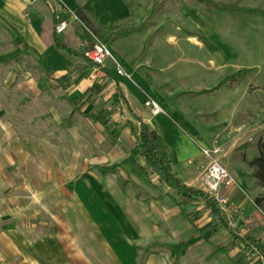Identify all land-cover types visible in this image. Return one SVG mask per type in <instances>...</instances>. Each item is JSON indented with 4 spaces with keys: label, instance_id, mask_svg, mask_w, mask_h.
Returning a JSON list of instances; mask_svg holds the SVG:
<instances>
[{
    "label": "crops",
    "instance_id": "1",
    "mask_svg": "<svg viewBox=\"0 0 264 264\" xmlns=\"http://www.w3.org/2000/svg\"><path fill=\"white\" fill-rule=\"evenodd\" d=\"M191 9L194 10L188 12V15L193 29L214 43L215 50L211 55L205 53L206 45L201 42H175L173 39V43L166 42L165 37L169 33L171 37L178 35L180 39L183 38V29L178 31L164 28L161 23L152 27V0H0V24L7 31L16 34L19 42L38 56L45 72H48L44 74V80L58 85L56 94L61 97L62 108L65 110L63 113L72 114L75 107L89 112L93 105L102 113L106 106L96 105L97 102H94L100 94L94 90L98 81L105 82L103 89L106 87L110 95L114 93L116 106L103 112L101 116H107V120L114 119L115 122L109 125V130L117 140L109 153L112 162L99 165L97 168L100 170L84 169L81 174L82 179L95 177L94 190L101 196L107 191L111 192L109 202L112 210L117 211L119 196L125 192L119 184V178L129 179V175L130 181L126 183L125 190L134 199L135 184L150 189L147 178H160L161 185L176 191L174 197L177 201L174 205L162 204L158 207L164 224H159L158 230L154 231L157 235L147 231L151 224L149 216L143 218L139 215L132 226L141 230H133L126 236L127 242H134L136 237L150 242L154 236H158L159 241L181 243L172 246L169 252L152 253L146 264L151 260L163 264L162 259L165 256L161 255L165 253L166 256L174 258L173 263L178 259L179 264H262L263 256L257 250L247 248L245 242L236 236L252 237L264 242V185L259 184L254 169L248 162L246 165L233 167L221 158L239 182V185H233L227 190L228 203L224 206L220 204L229 227L213 218L203 201L197 202L196 207L190 211H183L179 205L181 196L177 190L153 171L139 151L140 128L137 130L135 125L139 123L141 126V122H145L162 136L175 175L189 186L202 188L201 174L208 160L201 145L213 146L210 142L212 129L200 117L199 112L184 109L181 105L167 106L162 99L160 85L179 78V84L195 85L190 86L188 92L207 95L216 90H225L228 85L238 83L243 77L235 81L229 80L215 90L197 93L213 88L225 77L224 66L230 61V54H225L229 45L221 36L224 33L229 35L230 31L228 26L225 32L224 25H217L215 21L219 16L195 10V5ZM56 15L69 20V26L61 33L55 29ZM161 34L163 37L159 38ZM151 36L154 42L150 41ZM96 37L108 42L142 87L124 76L117 75L111 61H108L103 77L98 80L90 78L92 61L86 55L87 42ZM56 38L72 51L60 47ZM193 51L203 52L204 58L209 60L198 57ZM201 60L204 65L199 63ZM193 61L195 67L192 68L189 65ZM177 64L179 67L189 65L176 70ZM165 68L168 70L165 71ZM183 75L190 76L187 77V82ZM24 78L28 79L20 76H9L6 79L21 83ZM110 81L116 82L113 90L109 88ZM144 90L159 100L164 112L154 114L144 105ZM69 99L74 105L69 103ZM47 103L53 116L59 115L61 109L55 108V103L51 101ZM171 107H175L176 115L182 117L180 120L176 116L182 124L173 116L175 112H172ZM123 119L127 121L121 123ZM2 126L3 129L8 128L7 122ZM12 126L13 133L9 138L14 136V146L25 141L37 148L42 145L44 137L38 134L23 137L17 133L19 126ZM3 138L7 139L8 135L4 133L0 140L3 141ZM119 149L124 153L123 157L119 156ZM59 162L58 156L49 155L48 163H52V170L46 171L45 175L52 180V193L59 192L57 189L61 185L65 193L70 190L74 192L76 189L79 191L80 185L83 189L87 188L83 181L75 182L79 179L78 168H72L68 172L59 170L55 165ZM115 164L116 170H106V166ZM135 164L137 165L134 166ZM125 168L128 172L124 171ZM88 185L92 187L90 183ZM72 192L69 194L73 195ZM14 194L18 196L17 192ZM15 206H9L8 211H1L0 208V264H104L103 260L100 262L92 259L84 249L79 225L75 220L30 221L23 217L22 208ZM127 208L133 211L134 204ZM111 226L110 252L115 260L114 264H119V261L123 264H136L137 254L133 250L120 255L119 242L123 239L120 240L118 222L112 220ZM167 226L173 234L167 233ZM40 228L48 229L42 231Z\"/></svg>",
    "mask_w": 264,
    "mask_h": 264
},
{
    "label": "rangeland",
    "instance_id": "2",
    "mask_svg": "<svg viewBox=\"0 0 264 264\" xmlns=\"http://www.w3.org/2000/svg\"><path fill=\"white\" fill-rule=\"evenodd\" d=\"M192 5H195V10L219 16L215 22L217 25H224L225 32L228 29L226 26L229 27V35L224 33L221 36L229 45V50L225 54H230V61L225 63L223 76L243 67L248 68V71L238 83L207 95L188 92L190 86L195 85L179 84V78H170L171 80L160 85L162 99L167 106L181 105L184 109L199 112L200 117L212 129L210 132L212 145L222 146V151L220 154L216 153V156L233 167L246 165L258 152L256 153L255 144L243 147L244 142H254L258 134L264 131V0H152V27L161 23L164 28L178 31L183 29L181 31L183 38L180 39L178 35L171 37L169 33L165 37L166 42L173 43L172 39L175 42H201L206 45L205 53L211 55L215 50L214 43L193 29L189 20L188 12L194 10L191 9ZM216 5L221 8H215ZM160 37L162 38L163 34ZM92 40L87 42L88 45ZM150 41L154 42L153 36ZM192 53L198 57H205L203 52ZM194 62L183 67L187 68L189 65L193 68ZM199 63L204 65L202 60ZM177 65L176 70L183 69ZM44 74L48 72H45L38 56L20 43L16 34L7 31L0 24V139L4 133L8 135L7 139L0 140L1 211H8L9 206L16 205L15 208L18 206L22 208L23 217L30 221L75 220L79 225V235L83 240L84 249L92 259H98L100 262L103 260L104 264L115 263L110 252L112 220L118 222L120 240L123 239L119 242L120 255L133 250L137 254L136 264H146L148 256L152 253L169 252L172 246L180 245L181 243L159 241L158 236H154L150 242H144L137 237L134 242L126 241V236L133 230H141L132 226L139 215L143 218L149 216L151 224L147 231L157 235L154 231L158 230L159 224H164L158 207L162 204L172 206L176 203L177 199L174 197L176 191L161 185L160 178L156 180L147 178L149 190L135 184V199L125 190L131 176L129 175V179L119 178V184L125 192L119 196L117 211L112 210L110 206V191L101 196L94 190L95 177L82 179L84 169L100 170L97 168L99 165L112 162L109 153L117 140L109 130V125L115 122L114 119L107 120V116L102 118L101 116L103 112L116 106L114 93L110 95L106 87L103 89L105 82L98 81L94 90L100 94L94 102H97L96 105L106 106L102 113H99L100 110H96L94 105L89 112L80 111L75 107L72 114L63 113L65 110L62 108L61 97L56 94L58 85L44 80ZM9 76L28 79L24 78L21 83H16L7 80ZM187 77L183 75L186 82ZM136 82L141 86L139 81ZM144 93L148 92L144 90ZM50 101L55 103V108L61 109L59 115L55 117L47 106L49 105L47 102ZM68 101L74 105L72 100ZM174 108L171 107L172 112H175ZM173 116L182 120L176 112ZM126 121L127 119H123L121 123ZM6 122L8 128L3 129L2 125ZM13 124L19 126L20 130L17 133L23 137L30 134L44 137L42 145L37 148L25 141L14 146V136L9 138L13 133L11 129ZM135 127L139 130L140 124L136 123ZM118 142L120 145V141ZM123 154L119 149V156L123 157ZM49 155L59 157L60 162L55 164L59 170L68 172L72 168H78L79 179L75 182L83 181L87 188L83 189L80 185L79 191L68 190L72 192L71 195L69 192L65 193L61 185L57 189L59 192L52 193V180L45 175L46 171L52 170V163H48ZM124 171L128 172L126 168ZM89 183L92 187L88 185ZM14 192H17L18 196H15ZM132 204L133 211L128 210L127 206ZM46 229L48 228H40L42 231ZM166 230L167 233L173 234L168 226ZM139 232L141 234V231ZM164 256L163 264H174V258L166 256V253L161 255ZM119 264L123 263L119 261ZM149 264H158V261L151 260Z\"/></svg>",
    "mask_w": 264,
    "mask_h": 264
},
{
    "label": "trees",
    "instance_id": "3",
    "mask_svg": "<svg viewBox=\"0 0 264 264\" xmlns=\"http://www.w3.org/2000/svg\"><path fill=\"white\" fill-rule=\"evenodd\" d=\"M214 7L221 8L219 5ZM56 42L60 47L72 51L58 38H56ZM247 71L248 68H241L238 71L222 78L213 88L203 89L197 91V93L215 90L229 80H239ZM252 144H255L257 147L258 154L248 160V164L253 167L254 175L256 176L259 184L264 185V131L258 134L254 142L247 141L243 144V147H248ZM138 147L141 155L145 158L147 164L153 169V171H155L168 185L174 187L177 190L178 194L181 196L179 205L183 211H190L196 207L197 202L203 201L209 208V213L213 218L219 219L220 221L224 222L226 226H229L223 208L214 197L210 196V194L203 188H196L185 184L180 177L175 175V173L172 171L171 160L169 158L162 136L145 122H141L138 133ZM116 167L117 164L106 166L105 168L108 171H114L116 170ZM258 198L261 199V197ZM230 230L233 231L231 228ZM236 236L245 242L247 248L251 249L252 251L257 250L258 253L264 258L263 241L252 237L242 238L239 235ZM174 264H179L178 259H176ZM262 264H264V262Z\"/></svg>",
    "mask_w": 264,
    "mask_h": 264
},
{
    "label": "built area",
    "instance_id": "4",
    "mask_svg": "<svg viewBox=\"0 0 264 264\" xmlns=\"http://www.w3.org/2000/svg\"><path fill=\"white\" fill-rule=\"evenodd\" d=\"M68 26L69 20L67 18L56 15V32L61 33ZM86 55L92 61V67L89 72L91 79L98 80L103 77L107 63L111 61L117 75L124 76L137 84L133 73L125 68L108 42L103 38L96 37L93 39L88 45ZM115 86L116 82L110 81L109 88L111 89ZM144 105L154 114L165 111L159 100L148 93L145 95ZM201 148L208 160L201 174L202 188L224 206L228 203L227 190L233 185H239V182L222 160L216 156V153L219 154L222 151L221 145H201Z\"/></svg>",
    "mask_w": 264,
    "mask_h": 264
}]
</instances>
